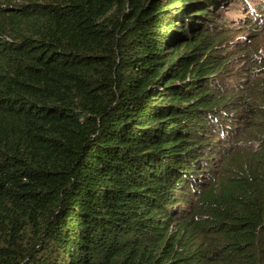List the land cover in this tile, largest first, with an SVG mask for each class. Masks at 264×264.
Instances as JSON below:
<instances>
[{
	"label": "trees",
	"instance_id": "trees-1",
	"mask_svg": "<svg viewBox=\"0 0 264 264\" xmlns=\"http://www.w3.org/2000/svg\"><path fill=\"white\" fill-rule=\"evenodd\" d=\"M263 31L264 0H0V264H264Z\"/></svg>",
	"mask_w": 264,
	"mask_h": 264
},
{
	"label": "rangeland",
	"instance_id": "rangeland-1",
	"mask_svg": "<svg viewBox=\"0 0 264 264\" xmlns=\"http://www.w3.org/2000/svg\"><path fill=\"white\" fill-rule=\"evenodd\" d=\"M231 9H232V7H231ZM227 14H229V15H227V17H228L227 19H231V16H236V11L235 10H232V11L227 10ZM240 14H245V12H242ZM212 19L213 20H217L219 18L215 17V18H212ZM241 34L244 35L245 33L244 32H239V31L235 32V34L233 36H231L230 39L233 38V39L237 40V37L240 36ZM251 39L253 40V45L247 48L248 53L250 55L257 54L258 58L259 57H263L262 60L264 61V31L262 33L261 38L256 37V38H251ZM222 51H223V49H221V52ZM244 59H245V57H241V58H239V60L236 61V63H242V61H244ZM246 60H248V56H246ZM241 73H243L242 78L246 79L247 76L244 75V74H247L248 72L247 71H241ZM228 82H229V84L231 86L237 84V80H233V79L228 80Z\"/></svg>",
	"mask_w": 264,
	"mask_h": 264
}]
</instances>
